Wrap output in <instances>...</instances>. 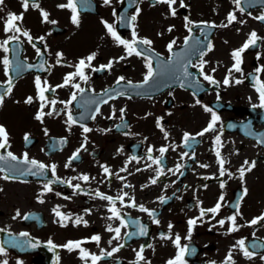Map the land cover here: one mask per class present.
Masks as SVG:
<instances>
[{"label": "flooded vegetation", "instance_id": "flooded-vegetation-1", "mask_svg": "<svg viewBox=\"0 0 264 264\" xmlns=\"http://www.w3.org/2000/svg\"><path fill=\"white\" fill-rule=\"evenodd\" d=\"M59 1L60 4L67 3V0ZM37 2L39 9L30 5L25 12L22 0H5L3 10L0 11V41L12 35L4 32V23L9 13H23L22 28L38 39L44 37V40L39 39L37 44L29 43L26 37L20 35L22 44L17 45L14 50L9 46L7 53L0 49V94L5 91L9 77L13 80L12 92L5 96L4 103L0 106V125H3L9 134L8 148L11 151L20 157L27 153L28 158L45 163L49 170L45 180L38 181H22L18 177L5 180L3 176L6 174L0 172L3 205H12V209L7 210V215L0 212V229H3L0 231V243L1 234L4 233L9 237L8 241L13 238L20 241L31 239L40 246L21 250L11 247L6 241V247L10 248H6L8 254L6 257H0V260L6 258L9 264H17V261H22L23 264H56V257L59 256V264H84L78 251L68 252L62 247L50 251L48 241L63 245L70 240H90L93 235H100L99 246L95 242L82 246L97 255L101 249L111 251L119 243H124L125 247L112 257L102 259L99 264H133L136 251L142 245L145 246L144 256L151 264H167V261L177 254L172 240L161 238V233L169 234L168 225L171 223L172 238L179 234L182 246L188 244L190 248L196 249L194 255L185 257L187 264H223L229 250L233 249L240 239H245L246 246L254 255L252 259H247L237 248L233 251L235 264H264V247H252L254 244H264V221L250 226L252 219L264 215V143L258 142L264 138V109L253 108L254 104H259V93L256 90L258 85L254 77L264 82V72L255 71L257 67L264 66V42L259 43L258 47L246 50L243 54V73H233L234 79H241L243 82L238 85L232 83L230 86L223 84L227 70L234 63L231 52L240 48L253 31L264 38V22L255 19L264 15V0H241L240 7L245 9L243 13L233 0H183L187 5L184 8L180 7V0H177L174 6L177 9L175 17L171 16L167 5L157 4L155 0H138L141 11L135 22V30L138 38L153 41L150 51L146 54L152 59L153 68H158L161 62H167L173 53H186L193 65L188 69L192 78L183 87L180 86L179 80L171 76L155 77L149 85L157 92L151 96L132 93L134 88L129 85V82L144 80L147 74L145 57L127 56L124 47L108 35L102 23L106 21L113 24L123 39H133L131 26L120 31L117 27L120 0H114L110 6H105L104 2L99 1V10L96 13L79 15V25L72 23L71 11L63 8L65 14L58 20L49 17V21H55L61 26L58 33L49 35L47 31L50 29L52 32L53 23L44 22L41 15V10L46 11L47 2ZM114 11L116 15H113ZM150 12L157 16V20L154 19L156 22L147 27L151 32L142 25L143 15ZM232 12H235L237 20L228 27H222L221 25L227 24V16ZM83 16H89L87 23L81 20ZM186 17L193 22L191 32L185 26ZM206 24H215L216 27H207ZM169 27L173 29L171 32L168 31ZM83 29H87L89 39L86 44L80 45L78 33ZM189 37L191 39L188 45H185L184 41ZM173 40L176 43L170 53L167 46ZM209 43L212 45L211 51L206 48ZM33 44L36 47H33ZM36 48H39L41 53L45 51L46 56L38 55ZM199 51L206 53L203 57L206 62L204 72L220 81L219 86L203 80L199 68L195 67L200 62ZM11 52L14 54L11 55ZM58 53L63 54L60 64H57ZM92 53H96V59L92 61L93 68L106 65L109 61L119 62H114L111 70L94 72L86 68L88 82L85 83L76 77L72 83H79L88 89L83 96L77 92V100L67 104L76 89L71 85L61 88L56 86L63 84L65 76L75 71L74 66L80 59H85ZM121 56L126 58L119 60ZM5 57L12 61L7 73L2 62ZM17 63L33 67H25L16 72ZM41 63H44L47 71L37 67ZM213 68H216L215 73H212ZM36 77L56 88L55 92L49 91L45 94L49 100L57 101L56 112L51 116L46 115L43 122L35 118L40 110ZM119 77H124V80L117 85ZM107 88L110 90L104 95ZM117 92L124 94L116 95ZM110 96L112 98H109ZM28 97L33 98L32 104L25 103ZM89 100H96L97 104L87 103ZM102 100H107V103H100ZM196 100H200V104H197ZM78 101L80 104H76ZM97 106L100 111L93 114ZM204 106L211 107L221 118L224 126L221 154L226 158L225 168L232 173L231 178L228 175H219L214 145V136L217 133H206L203 137L196 135L207 126L211 118L210 113L204 111ZM109 109L111 112L105 115ZM121 109H124L128 116H124L123 112L122 118ZM69 110L77 119L76 124L67 123ZM44 111H51V105ZM93 115L95 119L91 118ZM81 116L84 118L80 119ZM125 117L128 118L127 121ZM158 120L168 133L167 138L158 126ZM81 125L91 128L92 131L84 133ZM219 127L218 124L217 128ZM184 133L196 137L189 142L191 147L184 145ZM25 135L29 137L28 141H25ZM52 137H66V142L57 145L56 149L51 145ZM150 147L153 149V158H159V148H168L162 164L166 175L161 176L155 185L151 184V179L155 178L157 166L148 167L152 163L147 159ZM77 150H80L79 159L72 160L69 165L70 158ZM184 152H188V156L182 157ZM132 156H136L139 162L130 160ZM246 160L255 161L256 166L252 171L246 172L241 180L238 169ZM53 164L56 165L55 177L51 172ZM177 164L182 165L180 172L183 175L180 172L173 174L168 171L175 169ZM101 165L109 167L113 173L111 178L103 173ZM125 167L127 171L121 172ZM117 173L127 179L122 181L115 175ZM81 175H88L89 181H71L72 185L80 184V190L70 187L67 183L55 182L57 178L66 182ZM48 182H52L53 191L41 196L44 184ZM222 182L225 183L224 188L220 187ZM125 183L133 187L124 188ZM16 184L33 188L30 206L24 210L18 205L13 206L12 203L15 201L12 200V191L9 192L8 188ZM244 188H247L246 195L243 194ZM97 190L113 197L121 191L128 192L130 197L135 198L138 206L144 205L157 213L159 225L153 223L152 218L139 211L138 207H123L117 201L116 207L121 209V214H127L124 218L139 221L147 226L148 235L125 238L126 233L137 231L136 225L129 223L127 228L121 229L122 239L113 240L109 245L108 241L114 233L106 231V226L111 223L114 228L119 227L120 221L106 219L111 215L107 210L110 205L96 197ZM221 195L224 196V201L220 213L215 219L208 214L204 217V222L198 221L192 229L191 240L185 239L189 230L187 221L198 217L201 207H214ZM161 196L168 198L167 203H160ZM38 198L43 199L44 203H40ZM237 202L241 213L237 217V224L242 227L237 232L226 234L230 224L226 223L220 227L218 221L233 215ZM128 203L130 201L126 198L125 204ZM57 206L61 212L71 214L73 218L82 216L88 226H74L69 221L67 227H62L53 212ZM17 210L21 213L19 217L16 216ZM86 210H91V214H87ZM29 214L31 218L25 220L23 217ZM22 232L28 233L29 236L20 237ZM149 244L152 247H147ZM88 264H91L90 260Z\"/></svg>", "mask_w": 264, "mask_h": 264}, {"label": "snow or ice", "instance_id": "snow-or-ice-1", "mask_svg": "<svg viewBox=\"0 0 264 264\" xmlns=\"http://www.w3.org/2000/svg\"><path fill=\"white\" fill-rule=\"evenodd\" d=\"M120 2L124 3V0H120ZM111 3H112V0H104L105 5H111ZM155 3L167 5L169 8L171 16L175 17L177 15V9L174 7L177 4V0H155ZM233 3L237 6V8L239 9V11L241 13H243L245 11V9L243 7H240L241 0H233ZM4 4H5V0H0V11L3 10ZM30 5H31V7L37 8V9H39V7H40L37 0H22V8L25 12L29 9ZM133 5H137L135 8V14L134 15H131V16L122 15L119 17V22L122 25L132 27L133 39L131 41H129L127 39H123L113 24L108 23L106 21H102V23H104V26L106 28L108 35L118 45H121L124 47L127 56L136 55V56H144L145 57L147 74L144 77L143 84H145V85L148 84L150 81H152L157 76H171V77L175 78L176 80H179L180 86L183 87L184 84L190 78H192V73H190L188 71L189 67L193 66L192 60L187 57L186 53H173L172 57L167 62H161L159 67L154 69L153 64H152V59L148 55H146L150 51L151 45L153 44V41L150 39H147V38H138V34L135 30V22L137 20V17L140 15L141 9L138 6V0H129L128 6L132 7ZM59 7L69 9L72 13V16H71L72 23L75 25H79V23H80V20H79L80 12H79V9L77 7V0H67L66 4H61V5H59ZM180 7H182V8L187 7V5L184 4L183 0H180ZM41 15H42L44 22H50L53 24L56 23L55 21H49V13L47 11L41 10ZM113 15H116L115 11L113 12ZM23 19H24L23 13H21L19 15L15 14V13H9L7 15V18H6L5 23H4V32L5 33H11L12 35H10L7 39H4L3 41H0V49H2L5 53H7L9 51L8 45L11 42L15 41V42L19 43L20 35L27 37L28 42L32 43L33 37L30 35V33L26 30H22ZM255 19H257L261 22H264V15H259V16L255 17ZM236 20H237V16H236L235 12L229 13V15L227 16V24H224L221 26L222 27H228L229 25H231ZM192 24H193V22L186 17L185 18V26L189 32L192 31V27H191ZM206 26L207 27H216L215 24H206ZM197 27H199V25H197ZM172 30H173L172 27L168 28L169 32H171ZM39 39L41 41H43L44 37H40ZM189 39H191V37L185 39V41H184L185 45H188ZM261 42H264V38L259 37L258 34L255 31H253L250 33L249 38L246 40V42L240 48L235 49L231 52V57H232L234 63L232 65V67L227 70V75L225 76V78L223 80L224 85L230 86L232 83H235L238 85V84H241L243 82L241 79H234L233 73H241V74L243 73V69H242L243 54L249 48L258 47L259 43H261ZM175 43H176V41L173 40L168 44L167 48H168V51L170 53H172L173 46L175 45ZM197 43H199V41H197ZM143 46H147V47H143ZM33 47H36L35 44H33ZM206 48L208 51H211L212 50L211 43L207 44ZM36 52L38 55H41V56L43 55L39 48H36ZM205 54L206 53L204 51H199L198 55L200 58V62L198 65H195V67L199 68V72H200V75L202 76L203 80L207 81L211 85L219 86L220 81H217L213 75L207 74L204 72V65L206 62L203 60V57ZM57 56H58L57 64H60L61 61L63 60V54L58 53ZM125 58L126 57L121 56L119 58V60H123ZM259 58L260 57L258 55L257 59H259ZM95 59H96V53H92V54L88 55L85 59H80L79 62L74 66L75 71L71 72L65 76L63 84L56 86L57 88H61V87H66V86L71 85V87L76 89V91H74L72 93L71 99H70V101L67 102V104H70L72 101L77 100V92H79L80 95L83 96L85 89L81 88L79 83H72V82L76 79V77H79L80 80L87 83L89 80V76L86 75V73H85L86 68H90L94 72L103 71L105 69L111 70L113 67V63L119 62L118 60L117 61H109L108 64H106V65H101L99 68H93L92 67V61ZM2 62H3V65L5 66V72L7 73L8 69L12 65V61H10L7 57H5ZM25 67L31 68V67H33V65H26L23 63H17L15 71L19 72L21 69H23ZM37 67H39V69H41V70H45V71L48 70L44 67V63L39 64ZM215 71H216V68H213L212 73H215ZM255 71L257 73L264 72V66L257 67L255 69ZM254 79H255V83L258 85L256 90L259 93V104H254L253 108L259 107V108L264 109V82H261L258 77H254ZM123 80H124V77H119L116 81L117 85H119L121 83V81H123ZM129 84H131V82H129ZM35 85H36V89H37V98L40 101V110L38 111L35 118L37 120L43 122L46 115L51 116V115H53V113L56 112L55 106L57 104V101L55 99L49 100L48 97L45 95L49 91L55 92L56 88H53L51 85L47 84L46 81L42 82L40 77H36ZM12 87H13V80L11 77H9V79L7 80V87H6L5 91L2 94H0V106L3 105L5 96L11 94ZM134 87H143V85H135ZM123 94H124L123 92H117L116 93V95H123ZM194 95H195V93H194ZM109 98H112V97L110 96ZM25 103L32 104L33 98L28 97L27 100L25 101ZM87 103L97 104V101L96 100H89V101H87ZM100 103H107V100H102V101H100ZM196 103L200 104V100H196ZM67 104H66V107H67ZM49 105H51V111L45 113L44 109L46 107H48ZM99 111H100V109L97 106L95 108V113H99ZM204 111L207 113H210L211 118H210V121L207 124V126L201 132L197 133L196 135L203 137L206 133H217L214 136V145H215V155L218 158L217 162L219 164V175L221 177L228 175L231 178L232 173L227 171V169L225 168V164L227 163L226 158H224L221 154V148L223 147V142H222L221 137L223 135V128H224L223 124L221 123V118L211 107L204 106ZM123 112H124V109H121V117L122 118H123ZM83 118H84L83 116L80 117V119H83ZM91 118L95 119V115H93ZM67 123L69 125L77 123V119L72 116L70 110L68 111V114H67ZM157 123H158V126L161 127V131H164L163 127L160 125L159 120ZM218 124L220 125L219 128H217ZM81 126L83 127L84 133H88V132L92 131L91 128L84 127L83 125H81ZM117 127H119V126H117ZM229 127H231V125H229ZM45 132L47 134V130H45ZM164 135H165V138H167L168 133L166 131H164ZM24 139H25V141H28L29 137L27 135H25ZM86 139L87 138L85 137V141H86ZM195 139H196L195 136H192L189 133H184L183 143L185 146L191 147L189 142L192 140H195ZM65 142L66 141H61V143H65ZM258 142L264 143V138L258 140ZM9 146H10L9 145V134H8L6 128L3 125H0V149H5L6 147H9ZM83 147L84 146L82 145V148ZM152 151H153V149L150 147L148 149L147 159L152 162L151 164L148 165L149 168H151L152 165L157 166L155 178L151 179V184L155 185V184H157V182L161 176L166 175L162 164H163L164 155H165V153L168 152V148L167 147L159 148V150H158L160 153L159 158H153ZM79 154H80V150H77V152L74 153L73 156L70 158L69 165L71 164L72 160L79 159ZM184 156H188V152L182 153V157H184ZM192 158L194 159V155ZM17 159L18 158L15 155H13V153L11 151H8L6 155H0V161H3V162L17 161ZM130 160H136L137 162H139L137 160L136 156H132L130 158ZM20 163L30 165V167L26 170L18 169L15 167H9L8 171L18 173L21 176H23V175H40V174H43L44 170L47 168L46 165H44L42 163H38L36 160H29L27 153L24 154L23 160L20 161ZM69 165H66V166H69ZM255 166H256L255 161H252V162H249L247 160L244 161V164L238 169L239 178L241 180H243L245 175H246V172L252 171V169L255 168ZM101 167L103 169V173L105 175H107L109 178H111L113 173L111 172L109 167H107L105 165H101ZM181 167H182V165L177 164L175 169H168V171L172 172L173 174H176L177 172H180ZM201 167H208V166L207 165H201ZM33 169H37V171H33ZM4 171H5V169L3 167H0V172H4ZM120 171L121 172L127 171V168L126 167L122 168ZM137 171H140V169H137ZM51 172H52V175L55 177L56 165H54V164L51 165ZM180 174L183 175L182 172H180ZM115 175L119 179H121L122 181L127 179L126 177L119 176L118 173ZM10 178H15V177L14 176L10 177L7 174L3 176V179H5V180H8ZM75 179H80V180L87 182V181H89L90 177L88 175H81L79 177H72L70 180H68L66 182L61 181V180H59V178H57V180L55 182L67 183L70 187H74V189L80 190V188H81L80 184L72 185L71 181L75 180ZM51 185H52V182H48V183L44 184V192L41 193V196H43L44 193H50L53 191V188ZM123 187L124 188H131L133 186L125 183L123 185ZM204 187L206 188L207 185H205ZM220 187L224 188L225 183L222 182L220 184ZM0 191H2V189H0ZM243 194L244 195L247 194V188H244ZM56 195L59 196L61 194L56 193ZM95 195L97 198H99L103 201H107L110 205V207L107 210H108V212L111 213V215L108 216L106 219L109 221H111V220H119L120 221L119 227L114 228L111 223L107 224V226H106V231H108L109 233H114L112 239H110L108 241L109 245L112 244L113 240L120 241L122 239L121 229L127 228L129 223L136 225L137 231L126 233L125 238H131L133 236H147L148 235L147 226L143 225L139 221H136V220L130 221V220H126L124 218V215H127V214H124V215L121 214V209L116 207L117 201H119V203L123 207H131V208H137L138 207L139 211L147 213L148 216L150 218H152L153 223H155L157 225H159V223H160V220L157 218V213L154 210H149L144 205L138 206L135 202V198L130 197L128 192L121 191V193H119L116 197H113L110 195H106V194L97 190ZM64 198L68 199L69 197H64ZM126 198L129 199L130 203L125 204ZM167 199L168 198L161 196L159 198V201H160V203L164 204V203H167ZM223 201H224V196L221 195L219 197L218 202L215 204L214 207H211L208 209L201 207L199 216L196 218L189 219L187 221V223L189 225V230H188V234L185 237V239H187L189 241L191 240L192 229L197 225L198 221L204 222L205 216H207L208 214H211L212 219H215V217L221 211ZM39 202L44 203V200L39 199ZM234 207L236 208V212L233 215L228 216L226 219H220L218 221V224L220 227H223L226 223L230 224V227L228 228V232L226 234H229L232 232H237V231H239L240 227H242V225L237 224V217L241 215V213L239 211V208H240L239 202H237L234 205ZM86 211H87V214H91V210H86ZM53 212H54L55 216L58 218V222L60 223V225L62 227H67L69 221H71L74 226H80L81 224H83L85 227L88 226V222L86 220H84V218L82 216H76L75 218H73V216L71 214H65V213L61 212L59 210V206H57L55 209H53ZM20 215H21V213L19 212V210H17L16 216L19 217ZM23 218L25 220H28L31 218V216L29 214V215H25ZM262 221H264V215H261L259 217L252 219L250 221V226L258 225ZM213 227H215V225H213ZM168 228H169V234L165 235L164 233H161V238L172 240L174 246L177 249V254L175 255L174 258L169 259L167 261V264H187L185 257L187 255H194L196 252V249L190 248L188 244H184L182 246L181 245V236L179 234H176L174 239L172 238L171 229L173 228V225L171 223H169ZM0 231H3V229H0ZM19 236L27 238L29 236V234L26 232H22L19 234ZM90 242H95V244L97 246H99L100 242H101V236L100 235H93L90 238V240H78V241H71L70 240L63 245H56L51 240H49L47 243V246H48L50 251H55V249L58 247H62L64 249H66L68 252L78 251L79 252V258L82 261H84V264H88L89 260L91 261V264H99V262L102 259H104L106 257H112L115 253L120 252V250L125 247L124 243H119L118 246L112 248L111 251H106L104 249H101L100 254L97 255L95 253H90L86 248H84L82 246L85 243H90ZM7 244L13 248H19L21 250H25L27 248H37L40 246L37 242H33L31 239H26L24 241H20V240H17L15 238L7 241ZM147 247H152V245L149 244ZM252 247L253 248L264 247V244H261V245L254 244V245H252ZM237 248L242 252V254L245 258H247V259L253 258L254 253L252 251H249V248L246 246L245 239H240L233 246V249L229 250L225 260L223 261V264H235V261L233 259V251ZM144 250H145V246L142 245L140 247V249L138 251H136V259L133 262V264H141V262H143V264H151V262L149 260H147L146 257L144 256ZM7 254L8 253L6 251L4 243H0V257H6ZM59 259H60L59 256H57L56 257V264H59ZM262 259H264V257H262ZM0 264H9V261H8V259L5 258L3 260H0ZM17 264H23V262L17 261ZM213 264H215V262H213Z\"/></svg>", "mask_w": 264, "mask_h": 264}, {"label": "rangeland", "instance_id": "rangeland-1", "mask_svg": "<svg viewBox=\"0 0 264 264\" xmlns=\"http://www.w3.org/2000/svg\"><path fill=\"white\" fill-rule=\"evenodd\" d=\"M47 3L50 4V6L53 7L54 9H57L56 6H55V0H50ZM55 11L57 12V10H55ZM154 19L157 20V16L154 13H152V12H150L147 15H143V17H142V25H143V27L146 30L149 31V29H147V27H149V25H151L154 22H156ZM149 32H151V31H149ZM82 43H83V40L82 39L79 40V44H82ZM28 186H26V185H17L16 184L13 187H9V188L7 187L9 192L12 191V200L15 201V203L12 202L13 206L14 205H18V206H20L22 208V210H24V209H26V208H28L30 206V199H31V194L33 192V188L31 186H29V187ZM6 193H8V192H6ZM3 196H4V194L1 193L0 194V212H2L5 215H7V213H8L7 210L10 211L12 209V205H11V203H9L7 205H3V202H4V200H3L4 197Z\"/></svg>", "mask_w": 264, "mask_h": 264}]
</instances>
